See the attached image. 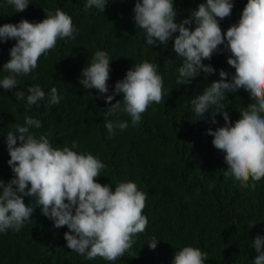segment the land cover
Instances as JSON below:
<instances>
[{
  "label": "trees",
  "instance_id": "obj_1",
  "mask_svg": "<svg viewBox=\"0 0 264 264\" xmlns=\"http://www.w3.org/2000/svg\"><path fill=\"white\" fill-rule=\"evenodd\" d=\"M136 2L110 0L102 12L94 6L85 10L87 0H28L26 10L17 13L7 0H0V26L21 20L41 22L47 13L60 9L72 18L76 29L74 38L58 40L54 49L42 55L30 74L15 75L17 86L11 90L0 88V179L7 184L14 178L8 165L6 134L31 117L41 122L39 129L30 128L36 138L43 135L53 148L68 147L102 161L106 167L96 182L109 185L113 191L121 182H134L146 194L142 214L148 219L146 230L133 237L134 244L123 257L115 261L99 257L89 260L67 247V226L55 228L37 207L20 231L0 233V264H172L175 252L185 246L205 252V264H253L257 256L253 240L264 237V178L252 190L224 177L228 167L225 153L213 146L208 130L215 131L225 121L217 114V123L213 124L214 106L201 117L191 103L220 79V70L227 72L231 80L235 74L227 64L231 53L220 45L211 60L202 61L215 69L214 74L201 72L189 84H177L182 58L173 45L179 33H174L166 46L159 42L146 45L143 30L134 21ZM173 2L175 22L179 24L206 0ZM232 3L231 15L217 18L224 33L238 24L247 0ZM185 26L194 30L196 24L193 21ZM15 43L14 39L0 41V80L14 75L3 65L10 59ZM97 51L106 52L110 60L105 94L94 88L86 90L80 83L82 70ZM143 62L159 65L163 101L151 104L137 126L124 113L106 116L110 107L106 96L114 93L116 82L123 80L128 70ZM31 86H39L45 98L28 107L27 88ZM53 87L60 97L57 104L49 103ZM20 90L25 98L18 100L14 93ZM225 95L222 104L234 124L240 111L252 101L244 89ZM121 99L122 94L115 95L111 103ZM109 120L126 121L128 127L123 131L115 128L110 134L105 127ZM24 200L31 203L29 197ZM153 240H157L154 250L148 246Z\"/></svg>",
  "mask_w": 264,
  "mask_h": 264
},
{
  "label": "clouds",
  "instance_id": "obj_2",
  "mask_svg": "<svg viewBox=\"0 0 264 264\" xmlns=\"http://www.w3.org/2000/svg\"><path fill=\"white\" fill-rule=\"evenodd\" d=\"M110 0H87L85 10L93 6L104 12ZM15 12L26 10L28 0H7ZM232 0H206L188 19L177 24L173 0H137L133 9L135 25L143 30L146 45H167L174 33V51L182 58L178 68L177 84L185 85L203 72L214 74L211 65L202 63L211 60L220 45L230 51L227 64L235 69L231 80L228 73L219 71V80L213 81L191 103L198 116L203 117L213 106L215 117L221 114L225 124L215 131L213 146L225 153L228 165L226 179L232 178L242 188L255 190L257 182L264 178V0H247L239 22L222 32L217 18L223 20L231 15ZM195 22L190 30L185 25ZM76 31L72 18L57 9L47 13L41 22L21 20L18 24L0 26V41L14 39L10 59L3 69L14 75L0 80V88L11 90L17 86L15 75H28L38 66V60L55 48L58 40L74 38ZM225 41L227 42L225 44ZM159 65L143 62L128 70L123 80L117 81L114 93L106 96L110 107L106 116L124 113L130 116L131 124L137 126L142 114L153 103L163 101V79L158 74ZM110 60L104 51H97L81 73L80 83L84 89L108 92ZM244 89L251 103L240 111V118L233 124L222 101L226 93ZM27 106L45 98L39 86L27 88ZM16 99H24L25 92L14 93ZM122 99L111 103L115 95ZM57 89L50 90L49 103H59ZM39 129L41 122L26 117L24 125L15 124V131L6 134L10 156L8 165L14 178L7 184L0 179V233L9 229L20 231L39 207L44 216L53 221L57 229L67 226L64 233L67 247L86 259L97 257L115 261L124 256L133 244V237L146 230L148 219L143 215L146 194L138 190L134 182H121L113 191L109 185L96 182L106 165L92 154H77L68 147L53 148L41 135L36 138L30 128ZM105 127L112 134L115 128L121 131L128 123L106 121ZM19 141V145H17ZM75 147V145H73ZM251 181V183H250ZM29 197L31 203H25ZM155 249L157 240L148 244ZM257 253L253 264H264V237L253 240ZM207 254L199 248L185 246L174 254L172 264H205Z\"/></svg>",
  "mask_w": 264,
  "mask_h": 264
}]
</instances>
